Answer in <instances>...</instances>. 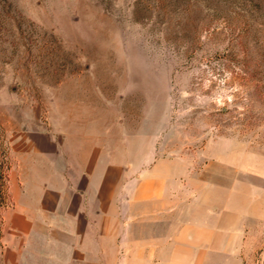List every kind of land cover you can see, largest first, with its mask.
I'll list each match as a JSON object with an SVG mask.
<instances>
[{
	"label": "rangeland",
	"instance_id": "374dc122",
	"mask_svg": "<svg viewBox=\"0 0 264 264\" xmlns=\"http://www.w3.org/2000/svg\"><path fill=\"white\" fill-rule=\"evenodd\" d=\"M222 154L264 169V0H0L3 223L63 181L119 219L144 171Z\"/></svg>",
	"mask_w": 264,
	"mask_h": 264
},
{
	"label": "crops",
	"instance_id": "0c3cea01",
	"mask_svg": "<svg viewBox=\"0 0 264 264\" xmlns=\"http://www.w3.org/2000/svg\"><path fill=\"white\" fill-rule=\"evenodd\" d=\"M204 158L198 168L158 164L126 192L123 186L119 219L111 185L105 203L94 180L37 188L32 197L27 189L10 218H0V264H249L264 257V169L243 168L235 155Z\"/></svg>",
	"mask_w": 264,
	"mask_h": 264
},
{
	"label": "trees",
	"instance_id": "16d2710c",
	"mask_svg": "<svg viewBox=\"0 0 264 264\" xmlns=\"http://www.w3.org/2000/svg\"><path fill=\"white\" fill-rule=\"evenodd\" d=\"M8 177H9V170H7V173H6V176H5V197H6V200L9 202V205L7 204L5 207H3L1 209V212L0 214L3 212V210H5L6 208H8L11 204V198H10V195H9V184H8ZM1 218V217H0Z\"/></svg>",
	"mask_w": 264,
	"mask_h": 264
}]
</instances>
